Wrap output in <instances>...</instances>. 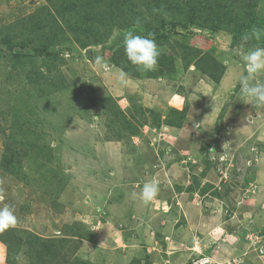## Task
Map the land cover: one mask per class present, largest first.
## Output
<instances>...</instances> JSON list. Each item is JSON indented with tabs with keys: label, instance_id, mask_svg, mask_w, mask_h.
Masks as SVG:
<instances>
[{
	"label": "rangeland",
	"instance_id": "rangeland-1",
	"mask_svg": "<svg viewBox=\"0 0 264 264\" xmlns=\"http://www.w3.org/2000/svg\"><path fill=\"white\" fill-rule=\"evenodd\" d=\"M254 26L264 0H0V207L17 217L0 264H143L156 235L129 223L151 212L126 184L183 171L206 249L178 264H264V107L240 100L233 52ZM129 30L155 33V71L127 60Z\"/></svg>",
	"mask_w": 264,
	"mask_h": 264
},
{
	"label": "crops",
	"instance_id": "crops-1",
	"mask_svg": "<svg viewBox=\"0 0 264 264\" xmlns=\"http://www.w3.org/2000/svg\"><path fill=\"white\" fill-rule=\"evenodd\" d=\"M176 173L178 175H181L182 178L180 179L174 176V178L177 180L171 183L166 182L165 179L164 180V182L166 183L165 185H163V181L160 182L161 183L159 184L160 194L157 196L154 203L147 206L144 205L146 207V214L148 210L151 212L146 220L144 219L141 220L139 218L138 216L139 212L137 209H134L136 211H132L131 214L129 215L130 217L129 223L131 222L135 224L134 228H136L139 232L142 233L141 239H144V235H145L147 239L154 240L155 239L154 236L156 235V240H155L156 246L152 245V249L154 250L153 252H150V250H147L146 252V248L148 247L146 245H143L145 247L144 248L145 253L140 255V257H142L143 259V264H174V263L178 264V262L183 257L185 258V257H191L192 255L195 254L197 255L198 252H204L206 249L205 244L203 243L202 240L203 237L197 234L199 230L195 231L196 233H193V232H188V230L185 228V226L188 225V223L189 224L191 223L193 225L198 224L200 226L201 223L195 219H198L199 213L201 212L199 208H197V206H199V203H201L202 201L199 200L195 188L194 189L191 188L192 189L191 190L190 188H188V184H185L184 182L186 180L185 177L187 178L185 172L183 171V173H178V172ZM180 180L181 182H179ZM146 181H151V180L149 179L144 180V182ZM126 185L129 188H131L130 191L132 193L133 191L139 193L143 184H137V185L126 184ZM162 186L167 187V189H169V194L165 195V191ZM171 192L173 195L171 194ZM187 194H193V196H187ZM200 198L205 199L204 201L205 203H209V205L212 204V200L206 199V195ZM134 200H138V199L133 198V201ZM210 211L212 213V209H210ZM176 212H178L179 215ZM186 212L189 215L185 214ZM156 217L157 220L153 222V220H155ZM185 217L188 218V220H186ZM210 221H211L210 223V227H211L213 225V222L212 220ZM156 223L158 229L156 228ZM138 224L141 225L139 226ZM122 226L126 229L124 224ZM120 230H122V228ZM139 234L140 233H137V235ZM122 236L125 239L124 241L128 242L130 238L129 234L126 236L122 234ZM118 238H121V236H119V230H117L116 236L113 235V239L116 242L119 241ZM135 238L139 239L138 236ZM165 240L171 242L166 244L167 242H165ZM213 240L214 239L212 237L211 242H213ZM129 244L131 246L133 243H129ZM137 245L138 243H135V246ZM161 247H163L164 249L163 250L164 252L159 257L161 261H159V258L158 261H153L151 255L156 254V252L159 251ZM209 247L213 248L212 243L209 245ZM134 261H136V264H138V258L133 259L131 263Z\"/></svg>",
	"mask_w": 264,
	"mask_h": 264
},
{
	"label": "clouds",
	"instance_id": "clouds-1",
	"mask_svg": "<svg viewBox=\"0 0 264 264\" xmlns=\"http://www.w3.org/2000/svg\"><path fill=\"white\" fill-rule=\"evenodd\" d=\"M251 40L257 42L264 40V28L252 27L249 32L241 36V44L238 49H233V52L239 56L245 70V74L241 75L239 80L240 100L251 103L255 108L264 107V82L260 79L261 76H264V47L257 43V45L245 50V46ZM123 48L127 60L138 71L151 72L156 70L161 52L155 41V33L140 35L135 30H129L124 34ZM120 79L122 83H126L124 73H121ZM212 99L214 101L213 97ZM214 105L215 101L212 111H214ZM194 126L198 129L200 122ZM159 184L157 179L146 181L143 183L140 192H133L132 197L139 199L145 206L150 205L158 196ZM16 225L17 217L14 208L8 205L0 207V233L15 228ZM97 229H100L99 226L93 228L92 231Z\"/></svg>",
	"mask_w": 264,
	"mask_h": 264
},
{
	"label": "built area",
	"instance_id": "built-area-1",
	"mask_svg": "<svg viewBox=\"0 0 264 264\" xmlns=\"http://www.w3.org/2000/svg\"><path fill=\"white\" fill-rule=\"evenodd\" d=\"M211 256L207 254H199V256L190 258L187 264H211Z\"/></svg>",
	"mask_w": 264,
	"mask_h": 264
}]
</instances>
